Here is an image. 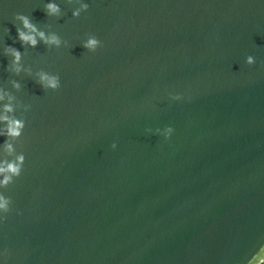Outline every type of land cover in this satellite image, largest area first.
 Here are the masks:
<instances>
[{
    "label": "water",
    "instance_id": "1",
    "mask_svg": "<svg viewBox=\"0 0 264 264\" xmlns=\"http://www.w3.org/2000/svg\"><path fill=\"white\" fill-rule=\"evenodd\" d=\"M9 163L0 264H259L264 0H0Z\"/></svg>",
    "mask_w": 264,
    "mask_h": 264
},
{
    "label": "clouds",
    "instance_id": "2",
    "mask_svg": "<svg viewBox=\"0 0 264 264\" xmlns=\"http://www.w3.org/2000/svg\"><path fill=\"white\" fill-rule=\"evenodd\" d=\"M83 7H84V9H87L89 6L84 5ZM46 11L49 15H59V13H60V9L57 6V4H55V3L47 4L46 5ZM74 15L79 16V12H75ZM17 18L23 21L24 28L27 29L28 32L37 33L40 36V38L45 41L46 44H56L57 46H59L60 41L56 36H53L49 40L47 37H45V34L43 32H38L37 28L30 22L29 18H27L26 16H23V15H18ZM18 34H19L20 40L24 44L31 45L32 47L37 46L38 41L34 35L26 34L25 31H19ZM84 47H86L87 49H89L92 52H96L97 49L101 47V42L96 37H91L84 44ZM8 51L15 57L14 67H15V71L18 74L21 71V68L18 66L20 59H21V55L18 51L11 49V48ZM248 63L250 65L254 64L255 63L254 58L249 57ZM40 83L42 84V86H44L46 88L50 87L54 90H59L61 87V82H60L59 76L50 78L46 74L42 73ZM175 98L180 99L181 97L177 96ZM6 111H11V108L6 107ZM3 119L8 121L7 134L12 136V137L19 136L20 130L23 128V124L19 121L8 120V117H4ZM172 131H174V129L169 128V132H172ZM170 138L171 137H169L168 139H170ZM112 147H113V149H115L116 145L113 144ZM9 149H11V145H9ZM23 159H24L23 156L18 158V160L21 162L23 161ZM4 172H10L16 176H19L20 175V166L18 164H15V163H9V164H7L6 168H0V173H4ZM10 181H11V176H5L4 181L0 182V184L7 185ZM9 202H10V198L5 199L2 195H0V209L4 210L5 212L9 211V209H8ZM258 259H259V257H258ZM259 264H264V259H259Z\"/></svg>",
    "mask_w": 264,
    "mask_h": 264
}]
</instances>
